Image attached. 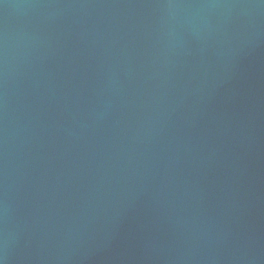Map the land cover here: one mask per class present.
I'll use <instances>...</instances> for the list:
<instances>
[{"label": "water", "instance_id": "water-1", "mask_svg": "<svg viewBox=\"0 0 264 264\" xmlns=\"http://www.w3.org/2000/svg\"><path fill=\"white\" fill-rule=\"evenodd\" d=\"M0 264H264V0H0Z\"/></svg>", "mask_w": 264, "mask_h": 264}]
</instances>
